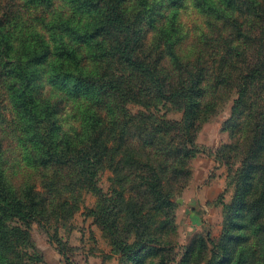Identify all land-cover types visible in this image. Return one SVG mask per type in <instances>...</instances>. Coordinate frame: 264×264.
<instances>
[{
  "label": "rangeland",
  "instance_id": "obj_1",
  "mask_svg": "<svg viewBox=\"0 0 264 264\" xmlns=\"http://www.w3.org/2000/svg\"><path fill=\"white\" fill-rule=\"evenodd\" d=\"M37 1L39 3H35ZM124 5L132 9L133 16L141 12L140 0H125ZM146 5V15L152 16L154 26L141 25L139 35L146 43L154 45V64L161 74L173 85L191 75L201 79L202 112L193 123L192 148L196 153L186 158V173L174 185L169 215L174 230L166 236V249L171 246V251L165 254L167 264H178L185 247L189 246L192 254L188 264H207L213 244L223 241L226 206L235 199L238 175L242 172L238 168L245 148L242 142L235 150L237 137L250 129V122H255L250 120L254 111H246L247 114L231 120L232 108L238 98L239 72L235 67L243 68L244 59L256 62V54L262 50L264 20L253 18L246 12V5L227 9L218 4V0H146ZM231 18L236 21L232 22ZM0 19L13 49L20 48L24 41L38 34L53 48L59 42L71 46L88 69L96 66L94 52L103 51L107 45L103 42L100 50L101 45L70 41L60 33L58 24L63 20L90 28L99 19L95 7L89 12L83 11L73 0H0ZM167 35L172 41L170 50H166ZM39 70L32 93L44 111H54L52 118L57 126V136L80 130V113L93 100L87 93L73 95L60 83H55L49 64L40 65ZM119 75L127 86L126 72ZM7 80L8 76L0 73L1 183L10 190L9 193L35 206L40 215V222H32L29 228L17 219L2 223L8 230L19 227L28 232L26 239L25 235L19 237L18 248L22 256L25 259L28 255V264H126L97 219L108 204L103 195L110 196L116 187L112 170L114 161L109 158L97 161L94 186L85 179L86 172L78 164L41 163L36 133L40 135L45 124L33 123L18 112L11 102ZM258 82L253 91L260 92L262 87L263 96L264 79ZM145 83L140 80L141 86ZM151 95L150 100L146 99L151 105L126 101L116 109L118 102L111 95L105 96L99 111L96 110L97 115L102 117L113 112L120 126L125 127L124 135L129 137L138 134L144 119L182 121V104L163 101L155 92ZM131 117L136 118L134 129L128 121ZM86 131L90 134V130ZM249 136L245 133V140ZM215 178H223L224 187L217 192L213 190V198L205 200L199 187ZM166 188L169 191L168 185ZM252 197L248 202L253 200ZM251 237L250 249L259 251L261 239L255 235ZM147 261L151 260L144 258V264ZM245 264H259V260H249Z\"/></svg>",
  "mask_w": 264,
  "mask_h": 264
},
{
  "label": "trees",
  "instance_id": "obj_2",
  "mask_svg": "<svg viewBox=\"0 0 264 264\" xmlns=\"http://www.w3.org/2000/svg\"><path fill=\"white\" fill-rule=\"evenodd\" d=\"M73 1L83 11L89 12L95 7L99 19L90 28L63 20L58 24V30L70 41L101 45L100 50L106 42L103 51L93 54L96 62L93 69L86 68L75 49L65 42H59L53 48L38 34L24 41L20 48L13 49L0 19V73L8 76L11 102L18 112L33 123L45 124L43 132L36 133L41 163L78 164L86 172L85 179L94 186L97 161L103 158L114 161L112 170L116 187L110 196L102 194L108 204L97 219L123 257V263L144 264V258H147L152 262L145 264H167L165 254L171 251V246L166 249V236L174 230L169 217L174 185L186 173V158L196 153L192 148L193 123L202 112L201 79L191 75L173 85L154 64V45L146 43L139 35L141 25L154 26L152 16L146 15V0H140L141 12L134 16L132 9L124 5L125 0ZM218 4L227 9L246 5V12L253 18L264 20V0H218ZM231 21L236 19L231 18ZM166 42V50H170L169 35ZM261 42V55L258 51L255 63L244 59L243 68L235 67L239 72L238 98L232 108L231 120L247 114L246 111H254L250 120L255 122H250V129L237 137L235 150L242 142L245 148L238 168L242 172L238 175L235 199L226 206L223 241L213 244L207 264H245L249 260L264 264V93L262 96V87L260 92L253 91L258 87V81L264 79L262 37ZM45 63L49 64L55 83H60L73 95L87 93L93 100L80 113L81 129L73 130L72 134L66 132L62 137L57 136V126L52 118L54 111H44L32 93L33 82L39 77V66ZM121 72L127 74V86L119 75ZM140 80L146 82L144 86L140 85ZM152 92L163 101L182 104V121L144 119L138 134L129 137L124 135L125 127L120 126L113 112L102 117L97 115L105 96L111 95L118 102L116 109L126 101L151 105L146 99L152 98ZM134 119H128L133 129ZM86 130H90V134ZM245 133L250 134L246 140ZM9 191L0 178V264H28L30 258L25 254L24 259L18 248L19 237L25 235L26 239L28 232L19 227L8 230L2 223L17 219L29 228L32 222H40V215L35 206ZM251 196L253 200L248 202ZM252 235L261 239L259 251L250 249L248 242ZM191 254L192 247H185L178 264H188Z\"/></svg>",
  "mask_w": 264,
  "mask_h": 264
},
{
  "label": "crops",
  "instance_id": "obj_3",
  "mask_svg": "<svg viewBox=\"0 0 264 264\" xmlns=\"http://www.w3.org/2000/svg\"><path fill=\"white\" fill-rule=\"evenodd\" d=\"M204 184V183H203ZM210 184H213V185H217V187L215 186V188H211L213 185H211V186H208V185H210ZM208 186V187H207ZM207 187V188H206ZM223 187H224V180H223V178H215L214 180H213V182H209L208 184H205L204 186H200L199 187V192L201 193V192H203V197H205V200L207 199V198H213V196H214V193H212L213 192V190H215V192H217L218 191V189H220V190H222L223 189ZM206 195V196H205ZM208 195V196H207Z\"/></svg>",
  "mask_w": 264,
  "mask_h": 264
}]
</instances>
